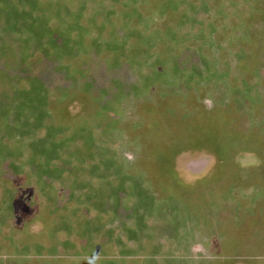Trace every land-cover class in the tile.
<instances>
[{
    "label": "rangeland",
    "instance_id": "1",
    "mask_svg": "<svg viewBox=\"0 0 264 264\" xmlns=\"http://www.w3.org/2000/svg\"><path fill=\"white\" fill-rule=\"evenodd\" d=\"M0 264H264V0H0Z\"/></svg>",
    "mask_w": 264,
    "mask_h": 264
},
{
    "label": "trees",
    "instance_id": "2",
    "mask_svg": "<svg viewBox=\"0 0 264 264\" xmlns=\"http://www.w3.org/2000/svg\"><path fill=\"white\" fill-rule=\"evenodd\" d=\"M34 30L29 31L30 36H32V34ZM171 109V108H170ZM168 110V111H172V110ZM190 116V112L186 111L183 112L181 117L186 118ZM208 120V119H207ZM185 123V128H183V135H173L171 137H169V140L172 142L170 146H166L163 147V157H169V153H175L176 151H178L180 148H188V147H192L193 145H196V147H199V145H201L202 141L204 140V133L200 136L199 135V130L201 128V126H204L203 123H201L198 119L192 118V119H187V122L182 121V124ZM194 123V126L191 128L190 130V126ZM170 127V125H169ZM50 128V127H49ZM164 128V127H163ZM196 129V132H194V130ZM167 130H169V128H167ZM53 131L51 130H46L45 132V137H47V135H52Z\"/></svg>",
    "mask_w": 264,
    "mask_h": 264
}]
</instances>
